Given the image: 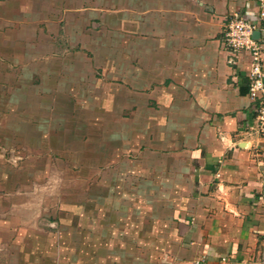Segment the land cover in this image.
Here are the masks:
<instances>
[{
    "label": "crops",
    "instance_id": "obj_1",
    "mask_svg": "<svg viewBox=\"0 0 264 264\" xmlns=\"http://www.w3.org/2000/svg\"><path fill=\"white\" fill-rule=\"evenodd\" d=\"M260 9L0 0V264H264V133L222 46Z\"/></svg>",
    "mask_w": 264,
    "mask_h": 264
},
{
    "label": "built area",
    "instance_id": "obj_2",
    "mask_svg": "<svg viewBox=\"0 0 264 264\" xmlns=\"http://www.w3.org/2000/svg\"><path fill=\"white\" fill-rule=\"evenodd\" d=\"M258 16L262 23L245 20L238 13L229 15L223 27L222 46L230 54V60L234 63L237 62L241 54H245L248 57L249 68L246 72L248 78V96L251 101L256 103L254 130L257 133H264L263 49L260 41L252 35L256 29L261 28L264 31L263 9L259 10ZM257 201L264 204V189L257 197Z\"/></svg>",
    "mask_w": 264,
    "mask_h": 264
},
{
    "label": "rangeland",
    "instance_id": "obj_3",
    "mask_svg": "<svg viewBox=\"0 0 264 264\" xmlns=\"http://www.w3.org/2000/svg\"><path fill=\"white\" fill-rule=\"evenodd\" d=\"M160 257H161V256H159V257H158V260L160 259ZM154 261H155V260H154ZM157 264H160V260H159V261H157Z\"/></svg>",
    "mask_w": 264,
    "mask_h": 264
},
{
    "label": "water",
    "instance_id": "obj_4",
    "mask_svg": "<svg viewBox=\"0 0 264 264\" xmlns=\"http://www.w3.org/2000/svg\"><path fill=\"white\" fill-rule=\"evenodd\" d=\"M255 34V31H253L252 35Z\"/></svg>",
    "mask_w": 264,
    "mask_h": 264
}]
</instances>
